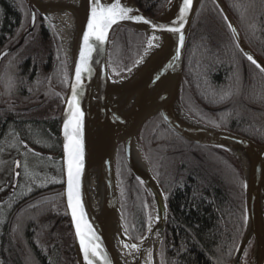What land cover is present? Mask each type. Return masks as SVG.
<instances>
[{
  "label": "trees",
  "instance_id": "obj_1",
  "mask_svg": "<svg viewBox=\"0 0 264 264\" xmlns=\"http://www.w3.org/2000/svg\"><path fill=\"white\" fill-rule=\"evenodd\" d=\"M168 1L136 0V3L155 17ZM223 1L248 47L264 61L263 1ZM0 2L10 20L19 14L23 21L22 8L15 0ZM221 13L214 0H202L184 60L182 103L191 116L203 123L264 144V72L237 47ZM44 20L47 25L43 21L7 61L28 58L36 62H57L46 72L43 68L40 71L44 77L53 78L56 69L62 109L69 83L67 59L54 27ZM8 26L6 18V28ZM13 32V29L6 30V36L11 37ZM112 39L110 69L114 75L122 76L140 60L146 34L117 27ZM127 52L134 65L125 72L120 60ZM23 71L17 68L15 75L27 77L28 73ZM53 85V81L47 84L42 92L43 99L49 97L48 88ZM20 93L24 98L27 92ZM37 100H40L39 96ZM141 135L146 160L168 203L167 227L159 250L161 264H231L246 226L245 183L237 158L222 148L185 140L160 115L146 123ZM117 174L123 222L131 239L138 242L148 229L151 200L129 168L122 146L117 156ZM38 206L25 213L20 234L26 242L22 239V244L17 242L14 233L17 217L22 211L13 214L11 224H15L6 229L4 244L0 246V263L77 264L73 232L62 193L57 199L50 200V204ZM48 226L50 230L46 229ZM23 248L29 256L26 257ZM252 249L253 244L245 254V257L250 254L248 263Z\"/></svg>",
  "mask_w": 264,
  "mask_h": 264
},
{
  "label": "water",
  "instance_id": "obj_2",
  "mask_svg": "<svg viewBox=\"0 0 264 264\" xmlns=\"http://www.w3.org/2000/svg\"><path fill=\"white\" fill-rule=\"evenodd\" d=\"M227 16V24L239 48L248 53L264 67V61L246 44L232 14L223 0H214ZM264 3V0H262ZM30 10L27 34L34 31L38 13L55 27L66 55L69 69V83L63 103L60 131L63 152V198L70 220L77 264H88L77 235V220L86 243L98 245L99 255L89 253L92 264H145L142 251L152 246V264H161L159 250L164 239L168 219V203L165 193L151 170L141 148L140 137L146 123L160 115L164 122L180 137L202 146L218 147L229 151L238 160L245 183L246 226L243 237L231 264H245L244 257L251 244L253 249L248 264H264V144L233 131L214 127L191 116L182 103L183 67L189 38L202 0H193L189 11L180 20L183 0H169L158 16H151L136 3V0H119L121 7L132 9L125 19H117L107 30L103 42L90 37L94 46L89 65L90 73L82 74V86L77 89V102L83 112L79 138L83 145V167L79 173V196L81 207L77 209V220L73 219L68 204V161L74 151L68 136L73 134L72 126L65 134V122L75 110L71 107L72 86L76 83L75 66L79 63L80 51L85 47L84 34L94 0H25ZM102 6L110 7L117 0H96ZM69 14L73 19L67 27V49L57 23L61 15ZM143 17V19H138ZM146 21H150L148 23ZM183 27L179 33L170 28ZM155 25V27H153ZM129 28L146 34L143 54L128 73L116 76L109 65L110 46L115 28ZM183 34L181 44L179 36ZM151 40V45L149 41ZM0 54V64L14 50L23 44ZM244 55V54H243ZM34 107L30 108L33 109ZM69 144L66 150L65 145ZM123 147L125 160L134 176L149 194L152 215L148 229L137 243L140 250L134 257L121 248L122 240L135 243L129 236L122 218L121 198L117 174V156ZM142 160L140 159V154ZM73 202H75L76 180L73 167ZM82 213V216H81Z\"/></svg>",
  "mask_w": 264,
  "mask_h": 264
},
{
  "label": "flooded vegetation",
  "instance_id": "obj_3",
  "mask_svg": "<svg viewBox=\"0 0 264 264\" xmlns=\"http://www.w3.org/2000/svg\"><path fill=\"white\" fill-rule=\"evenodd\" d=\"M2 5L0 2V54L18 45L22 39L25 41L29 35L27 31L30 23L29 14L27 30L21 40L15 42L14 38L21 30L23 21L21 22L19 14H16V17L13 15L15 19L10 20L4 13ZM6 18L9 23L7 28ZM44 19L47 18L38 13L34 31L43 21L47 25ZM12 29L13 35L6 36V30L10 32ZM18 49L10 53L0 64V213L3 216L0 246L4 244L7 227L15 224L13 222L11 224V217L15 212L22 211L14 228L15 237H18L17 242L20 243L22 235L19 230L23 229L26 211L38 205L40 207L48 205L50 200L57 199L60 193L63 195L59 78L56 69L53 78L44 77L40 71V68H43L46 72L47 68L57 65V62H36L28 58L7 61V58L15 55ZM17 56L16 58L19 57ZM17 68H22L28 76L17 77L15 75ZM50 81L54 82L53 88H48L49 97L43 99L42 92ZM23 90L27 93L21 98L20 91ZM37 95L40 100H37ZM32 107L34 108L30 109ZM49 228L50 226L46 229L50 230ZM23 242L26 241L23 239Z\"/></svg>",
  "mask_w": 264,
  "mask_h": 264
},
{
  "label": "snow or ice",
  "instance_id": "obj_4",
  "mask_svg": "<svg viewBox=\"0 0 264 264\" xmlns=\"http://www.w3.org/2000/svg\"><path fill=\"white\" fill-rule=\"evenodd\" d=\"M193 0H183V6L180 8V20H183L185 13H187L192 6ZM94 5L91 10V18L88 21V31L85 32L83 40L85 47L80 51V59L79 63L75 66V80L76 83L72 86V101L69 102V106L71 107L72 103H75V110L72 112V115L68 121L65 122V134L68 135L67 129L69 126H72L73 134L68 136L70 143L74 146V151L69 153V161H68V204L72 210V216L74 220H77V209L81 207L80 205V196H79V173L83 167L82 158H83V145L82 141L79 138V134L82 127L83 120V112L80 110L79 103L77 102V89L82 86V74L90 73L91 68L89 65V60L91 58V53L95 50L94 46L89 43L90 37H95L97 41L103 42L105 36L107 34L108 28L111 27L112 24L117 22V19H125L127 14L132 11L130 8L121 7L119 0L116 3H113L110 7H105L100 5L94 0ZM138 19H143V17H139ZM227 20V16H225ZM151 23L150 21H146ZM229 28L235 32L232 24L229 23ZM155 27V25H153ZM183 24H181L180 28H170L169 31L173 33H179ZM179 40L181 44L184 41V36L181 34L179 36ZM151 45V40L149 41ZM237 47H239V41L237 42ZM243 51V49H241ZM249 61L252 64L256 65L257 68L260 69L261 72H264V67H262L252 55L248 53H244ZM66 150L69 148V144L65 145ZM73 167H75V175L77 177L76 180V193H75V202H73ZM82 216V213H81ZM77 235L80 238L81 248L85 253V259L88 260V264H92V261L88 259L89 253L91 255L97 256L99 253L97 252L98 245H89L86 243L85 234L82 232L79 220H77ZM135 247V246H133Z\"/></svg>",
  "mask_w": 264,
  "mask_h": 264
},
{
  "label": "bare ground",
  "instance_id": "obj_5",
  "mask_svg": "<svg viewBox=\"0 0 264 264\" xmlns=\"http://www.w3.org/2000/svg\"><path fill=\"white\" fill-rule=\"evenodd\" d=\"M73 23V19L71 17V15L69 14H64L61 15V21L57 23L58 29L61 32L63 39H64V45L67 49V45H68V39H67V35H66V30L64 31L63 29H67V27H70ZM140 154V153H139ZM140 159L142 160V156L140 154ZM121 248L122 250L129 256L134 257V255H136V253L140 250V244H138L137 242L135 243H129L126 239L122 240L121 242ZM135 246V247H133ZM142 258L144 260L145 264H151V257H152V246H148L146 248H144V250L142 251Z\"/></svg>",
  "mask_w": 264,
  "mask_h": 264
},
{
  "label": "rangeland",
  "instance_id": "obj_6",
  "mask_svg": "<svg viewBox=\"0 0 264 264\" xmlns=\"http://www.w3.org/2000/svg\"><path fill=\"white\" fill-rule=\"evenodd\" d=\"M17 3H18V5H19V7L21 6V8H22V12H23V25H22V27H21V30L19 31V33L16 35V37L14 38V40H15V42H18L19 41V38L20 37H22V35L26 32V30H27V24H28V20H29V14H30V10H29V8H28V6H27V3L25 2V0H15ZM54 27V26H53ZM54 29H55V27H54ZM56 31V30H55ZM56 33H57V31H56ZM57 35H58V33H57ZM59 36V35H58ZM62 43V42H61ZM145 44H146V42H145ZM62 45V44H61ZM145 47V46H144ZM62 50H63V45H62ZM143 51H144V49H143ZM63 52H64V50H63ZM64 54H65V52H64ZM143 54V53H142ZM66 56V55H65ZM132 56H131V54H130V52H127V53H125V55L122 57V59L120 60V64H122V69L125 71V72H127V71H129L131 68H132V66L134 65V62L132 61V58H131ZM121 61H122V63H121ZM140 144H141V148H142V150H143V152H144V148H143V144H142V135H141V137H140ZM151 208H152V205H151ZM5 220V219H4ZM21 220H23V218L21 219ZM2 222H3V216H2V214L0 213V226H1V224H2ZM20 232H21V230H19ZM18 234H19V232H18ZM22 237V236H21ZM20 237V244H22V238ZM17 238L18 237H16V240H17ZM23 250L26 252V257L27 256H29V253L26 251V249L25 248H23ZM250 255V254H249ZM249 255H247V257H244L245 258V264H248V259H249ZM31 257V256H30ZM28 264H29V262H27ZM32 262H30V264H31ZM1 264V263H0ZM33 264V263H32ZM152 264V263H151Z\"/></svg>",
  "mask_w": 264,
  "mask_h": 264
}]
</instances>
